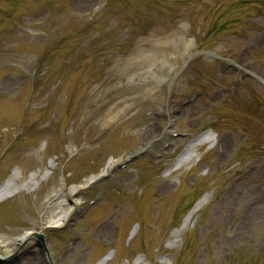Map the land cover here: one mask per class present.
Returning <instances> with one entry per match:
<instances>
[{
    "label": "rangeland",
    "instance_id": "1",
    "mask_svg": "<svg viewBox=\"0 0 264 264\" xmlns=\"http://www.w3.org/2000/svg\"><path fill=\"white\" fill-rule=\"evenodd\" d=\"M11 180L0 264H264V0H0Z\"/></svg>",
    "mask_w": 264,
    "mask_h": 264
},
{
    "label": "bare ground",
    "instance_id": "2",
    "mask_svg": "<svg viewBox=\"0 0 264 264\" xmlns=\"http://www.w3.org/2000/svg\"><path fill=\"white\" fill-rule=\"evenodd\" d=\"M204 140H206V141H212V137H211V135H210L209 132L204 136L203 141H204ZM200 141H202V140H199V141H197V142H195V143L189 145V146H188L189 151H190L193 147H196V146H197L196 143H198V142H200ZM11 184H12V180H11V181H8L4 186H2V187L0 188V198H6V197H8V193H9V191H10ZM164 187H165V186H164ZM261 198H262V197H261ZM262 200H264V198H263ZM200 207H201V203L198 204V205L194 208V210L192 211L191 214L196 213V212L200 209ZM260 209H262V208L258 207L256 210L258 211V210H260ZM247 210L249 211V209H247ZM253 210H254L255 212H257L254 208H253ZM250 212H252V211H250ZM189 218H190V216H189ZM189 218L186 220L185 224H187ZM184 226H185V225H184ZM27 236H28V235H23V236L20 238L19 241H20V242H23V241L27 238ZM109 259H110V257L107 256V257H106L105 259H103V261H101L99 264H105Z\"/></svg>",
    "mask_w": 264,
    "mask_h": 264
},
{
    "label": "water",
    "instance_id": "3",
    "mask_svg": "<svg viewBox=\"0 0 264 264\" xmlns=\"http://www.w3.org/2000/svg\"><path fill=\"white\" fill-rule=\"evenodd\" d=\"M130 161H132V160L127 161L126 164H127L128 162H130ZM31 238H33V239H37L38 241L41 242V244H42V246H43V248L45 249V252H46V254H47L49 264H53L52 261L50 260L49 253H48V251H47L46 248H45L43 235H41V234H39V233H35V234H33V235L31 236ZM0 261H1V259H0Z\"/></svg>",
    "mask_w": 264,
    "mask_h": 264
}]
</instances>
